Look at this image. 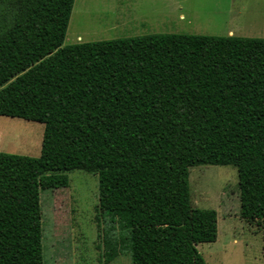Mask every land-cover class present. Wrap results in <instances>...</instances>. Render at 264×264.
Wrapping results in <instances>:
<instances>
[{"label": "trees", "instance_id": "trees-1", "mask_svg": "<svg viewBox=\"0 0 264 264\" xmlns=\"http://www.w3.org/2000/svg\"><path fill=\"white\" fill-rule=\"evenodd\" d=\"M76 0H0V117L44 125L38 159L0 152V264H45L41 196L99 177L132 264H207L218 213L190 170L233 166L264 223V39L150 35L64 47ZM106 230V262L122 254ZM107 242V241H106Z\"/></svg>", "mask_w": 264, "mask_h": 264}, {"label": "rangeland", "instance_id": "rangeland-1", "mask_svg": "<svg viewBox=\"0 0 264 264\" xmlns=\"http://www.w3.org/2000/svg\"><path fill=\"white\" fill-rule=\"evenodd\" d=\"M150 35L264 39V0H76L64 47ZM45 127L0 117V152L38 159ZM67 189L41 196L45 264H132L128 232L99 209V177L75 172ZM194 208L218 213V241L199 245L207 264H264V223L240 218L233 166L190 170ZM124 246L106 262V230ZM107 241V242H106Z\"/></svg>", "mask_w": 264, "mask_h": 264}]
</instances>
